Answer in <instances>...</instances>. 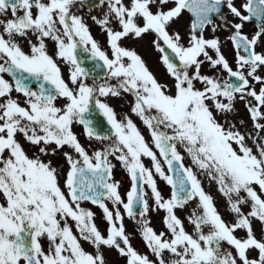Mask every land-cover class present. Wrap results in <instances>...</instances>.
I'll use <instances>...</instances> for the list:
<instances>
[{"label": "snow or ice", "instance_id": "6c2138e0", "mask_svg": "<svg viewBox=\"0 0 264 264\" xmlns=\"http://www.w3.org/2000/svg\"><path fill=\"white\" fill-rule=\"evenodd\" d=\"M0 264H264V0H0Z\"/></svg>", "mask_w": 264, "mask_h": 264}, {"label": "rangeland", "instance_id": "374dc122", "mask_svg": "<svg viewBox=\"0 0 264 264\" xmlns=\"http://www.w3.org/2000/svg\"><path fill=\"white\" fill-rule=\"evenodd\" d=\"M92 31L95 32L96 34L98 33V30L96 28H93ZM112 106L117 111L118 118H120V114H122L123 112H125L127 110V107L126 106L122 108V107L119 106V104H117L115 102H113ZM116 179L122 181L121 191L123 192L125 190V188L127 187V177H126V174H124L121 171H117L116 172ZM134 247H136L140 251H143L142 245L139 242H134Z\"/></svg>", "mask_w": 264, "mask_h": 264}, {"label": "water", "instance_id": "95a60500", "mask_svg": "<svg viewBox=\"0 0 264 264\" xmlns=\"http://www.w3.org/2000/svg\"><path fill=\"white\" fill-rule=\"evenodd\" d=\"M96 119H97V122H98V129L97 130H101V129L105 130L107 128V125H106V123L103 122L102 118L101 117H97Z\"/></svg>", "mask_w": 264, "mask_h": 264}, {"label": "flooded vegetation", "instance_id": "af4514ba", "mask_svg": "<svg viewBox=\"0 0 264 264\" xmlns=\"http://www.w3.org/2000/svg\"><path fill=\"white\" fill-rule=\"evenodd\" d=\"M93 35L96 36L99 39V36L95 32H93ZM75 130L78 132V128H76ZM81 139H82V142H84L83 141V137H81Z\"/></svg>", "mask_w": 264, "mask_h": 264}]
</instances>
